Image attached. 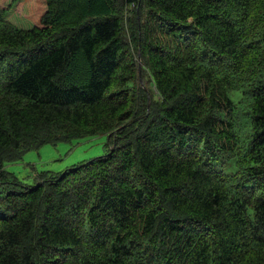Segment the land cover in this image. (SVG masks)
<instances>
[{
  "label": "trees",
  "instance_id": "16d2710c",
  "mask_svg": "<svg viewBox=\"0 0 264 264\" xmlns=\"http://www.w3.org/2000/svg\"><path fill=\"white\" fill-rule=\"evenodd\" d=\"M10 1L0 264H264V0H26L27 27ZM98 134L32 185L5 170Z\"/></svg>",
  "mask_w": 264,
  "mask_h": 264
},
{
  "label": "rangeland",
  "instance_id": "374dc122",
  "mask_svg": "<svg viewBox=\"0 0 264 264\" xmlns=\"http://www.w3.org/2000/svg\"><path fill=\"white\" fill-rule=\"evenodd\" d=\"M10 3V0H0V7H6ZM26 12V0H15L8 7L6 16L14 18L15 24L27 27L30 20L26 18ZM108 147L107 134L85 136L56 144H45L38 149L28 151L21 159L7 163L5 170L13 173L23 184L32 185L37 173L62 171L74 163L106 153Z\"/></svg>",
  "mask_w": 264,
  "mask_h": 264
}]
</instances>
